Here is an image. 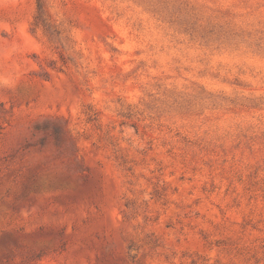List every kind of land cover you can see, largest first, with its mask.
Here are the masks:
<instances>
[{
	"label": "rangeland",
	"instance_id": "obj_1",
	"mask_svg": "<svg viewBox=\"0 0 264 264\" xmlns=\"http://www.w3.org/2000/svg\"><path fill=\"white\" fill-rule=\"evenodd\" d=\"M0 264H264V0H0Z\"/></svg>",
	"mask_w": 264,
	"mask_h": 264
}]
</instances>
